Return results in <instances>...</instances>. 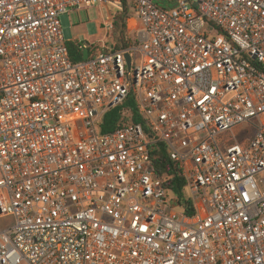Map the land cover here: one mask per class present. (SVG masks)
Returning <instances> with one entry per match:
<instances>
[{
    "label": "built area",
    "instance_id": "1",
    "mask_svg": "<svg viewBox=\"0 0 264 264\" xmlns=\"http://www.w3.org/2000/svg\"><path fill=\"white\" fill-rule=\"evenodd\" d=\"M94 6L108 34L74 62L61 18ZM123 8L0 0V264H264V0H132L116 49ZM131 96L143 122L101 132Z\"/></svg>",
    "mask_w": 264,
    "mask_h": 264
},
{
    "label": "trees",
    "instance_id": "2",
    "mask_svg": "<svg viewBox=\"0 0 264 264\" xmlns=\"http://www.w3.org/2000/svg\"><path fill=\"white\" fill-rule=\"evenodd\" d=\"M124 8L117 11L113 16L112 36L115 40V48L120 49L128 44L129 21L134 17L132 11V0H123ZM83 42L67 41L70 57L74 62L83 61L84 50L81 48ZM90 52H91V48ZM143 122L136 101L133 96L123 104L111 108L103 117L100 124L101 132H111L130 123ZM155 165L161 177H163L167 188L174 194L181 209L187 214L194 213V205L186 190V178L179 165L167 154L162 145L155 153Z\"/></svg>",
    "mask_w": 264,
    "mask_h": 264
},
{
    "label": "rangeland",
    "instance_id": "3",
    "mask_svg": "<svg viewBox=\"0 0 264 264\" xmlns=\"http://www.w3.org/2000/svg\"><path fill=\"white\" fill-rule=\"evenodd\" d=\"M111 12L113 11L109 7L94 6L73 10L63 15L61 21L65 39L67 41H80L89 45L100 44L103 39H106L108 34L105 22L109 15H111ZM109 33L112 34L110 31ZM254 133V127L245 124L235 130V140L242 142L244 139L252 137ZM14 221L12 216H0V230L12 225Z\"/></svg>",
    "mask_w": 264,
    "mask_h": 264
},
{
    "label": "water",
    "instance_id": "4",
    "mask_svg": "<svg viewBox=\"0 0 264 264\" xmlns=\"http://www.w3.org/2000/svg\"><path fill=\"white\" fill-rule=\"evenodd\" d=\"M88 57H89V51H88V49H84V59H87ZM126 57H127L129 65H130V56L127 54Z\"/></svg>",
    "mask_w": 264,
    "mask_h": 264
}]
</instances>
